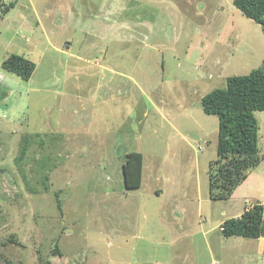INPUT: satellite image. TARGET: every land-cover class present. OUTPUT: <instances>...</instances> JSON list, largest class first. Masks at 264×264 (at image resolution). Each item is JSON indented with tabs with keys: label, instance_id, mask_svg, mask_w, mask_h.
I'll return each mask as SVG.
<instances>
[{
	"label": "rangeland",
	"instance_id": "374dc122",
	"mask_svg": "<svg viewBox=\"0 0 264 264\" xmlns=\"http://www.w3.org/2000/svg\"><path fill=\"white\" fill-rule=\"evenodd\" d=\"M3 1L0 264H264V219L259 238L220 228L264 204V160L211 199L219 120L201 105L263 66L260 24L233 0ZM11 53L36 64L28 80L1 67ZM130 151L143 175L126 190Z\"/></svg>",
	"mask_w": 264,
	"mask_h": 264
},
{
	"label": "trees",
	"instance_id": "16d2710c",
	"mask_svg": "<svg viewBox=\"0 0 264 264\" xmlns=\"http://www.w3.org/2000/svg\"><path fill=\"white\" fill-rule=\"evenodd\" d=\"M14 4L15 1L5 3L0 0V17ZM233 4L246 17L260 24L264 33V0H233ZM1 67L28 80L36 64L20 54L11 53L2 60ZM201 105L205 113L215 114L219 120L217 159L209 167V197L213 200L228 199L233 190L247 178L248 171L264 160V153L258 147L259 125L254 113L264 112V60L263 66L252 69L248 74L227 77L225 87L214 88L201 97ZM27 139V134L19 139L21 147L16 161L25 158ZM121 172L126 190L139 188L143 175V154L138 151L127 152ZM59 193L60 190L55 192L57 199ZM60 206L61 202L58 201L57 207ZM263 219L264 204L255 201L241 215L224 220L220 228L225 236L259 238L262 236ZM14 238L12 241H15ZM52 254L62 256L57 241Z\"/></svg>",
	"mask_w": 264,
	"mask_h": 264
},
{
	"label": "crops",
	"instance_id": "0c3cea01",
	"mask_svg": "<svg viewBox=\"0 0 264 264\" xmlns=\"http://www.w3.org/2000/svg\"><path fill=\"white\" fill-rule=\"evenodd\" d=\"M240 215H241V214H240ZM238 216H239V215H238ZM258 245H259V244H258ZM260 245H261V246H259V248L262 249V248H263V245H262V244H260Z\"/></svg>",
	"mask_w": 264,
	"mask_h": 264
}]
</instances>
